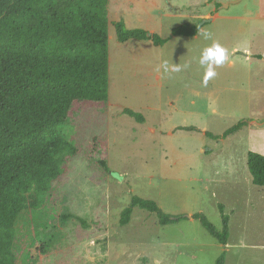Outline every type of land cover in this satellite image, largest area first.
<instances>
[{
  "label": "rangeland",
  "instance_id": "374dc122",
  "mask_svg": "<svg viewBox=\"0 0 264 264\" xmlns=\"http://www.w3.org/2000/svg\"><path fill=\"white\" fill-rule=\"evenodd\" d=\"M114 1L109 3L111 33L113 18L121 14L140 23L138 28L159 35L163 25L185 24L186 19L167 15V1L178 0H120L119 7ZM230 1L235 0H185L191 4L186 12L191 23L201 27L192 39V63L178 59L174 64L181 65L182 71L164 72L163 99L156 97L161 88L152 76H146L149 83L145 80L148 84L142 83L138 90L145 101L157 102L153 107L171 111L172 124L178 119L172 110L196 109L192 123L202 132L191 133V138L185 133L169 135V125L158 124L160 116L166 117L153 109L146 110L145 125L126 114L114 118L112 109L108 118L88 121L83 129L77 125L86 137L106 132L111 172L81 149L43 205L21 213L14 245L16 264H216L223 252L225 264H264V186L253 183L247 165L249 150L264 154V128L250 123L264 121V59L255 57L264 54V0H237L226 6ZM205 18L214 19L201 25ZM204 32L212 38L205 39ZM213 41L228 49L229 61L216 67V75L205 84L199 58ZM150 57L159 69L163 68L159 61L173 59L166 60L162 47H153ZM139 80L129 76L131 84ZM242 120H248V125L223 137ZM134 195L155 200L173 216L204 213L219 231L223 229L219 205L223 204L230 218L228 244H221L198 219L163 225L156 213L140 207L134 208L128 224L121 225V213ZM64 214L75 217L63 220ZM40 226L42 240L33 246L34 231Z\"/></svg>",
  "mask_w": 264,
  "mask_h": 264
},
{
  "label": "trees",
  "instance_id": "16d2710c",
  "mask_svg": "<svg viewBox=\"0 0 264 264\" xmlns=\"http://www.w3.org/2000/svg\"><path fill=\"white\" fill-rule=\"evenodd\" d=\"M109 3L0 0V264H16L14 245L21 213L43 205L54 183L65 175L68 163L81 149L111 172L106 132L86 137L77 129V125L85 128L88 121L108 118ZM114 25L120 42L150 40L162 46L168 41L144 28H128L123 19ZM200 29L185 23L173 28L172 34L194 36ZM255 57L264 59V54ZM97 110L101 114H95ZM123 113L139 123L146 121L142 112L132 108H124ZM248 123L239 121L223 137L240 132ZM179 129L202 132L194 126ZM205 134L214 136L208 131ZM247 159L253 183L264 186V154L249 150ZM135 207L156 213L163 225L198 219L221 244H228L230 218L223 204L219 205L221 231L204 213L173 216L155 200L138 195L122 211L121 225L131 221ZM73 217L62 215L63 220ZM43 227L47 229L48 225ZM40 229L34 231L33 246L42 240ZM225 262L223 252L216 264Z\"/></svg>",
  "mask_w": 264,
  "mask_h": 264
},
{
  "label": "crops",
  "instance_id": "0c3cea01",
  "mask_svg": "<svg viewBox=\"0 0 264 264\" xmlns=\"http://www.w3.org/2000/svg\"><path fill=\"white\" fill-rule=\"evenodd\" d=\"M111 1V0H110ZM183 1V2H181ZM178 0L176 3H172L171 1H167L169 5L168 12L174 13L173 14H167L169 18L174 19L178 18H184L186 19L183 21L184 23H191V14L186 13L187 11H190L191 4H186L185 0ZM117 6L119 7L120 0L114 1ZM114 15V14H113ZM110 16V14H109ZM194 18H198V16H195ZM215 18V17H214ZM213 18V19H214ZM123 19L126 23V26L128 28H138L140 27V23H135L132 19H128L125 14H121L118 16H115L113 18V22H117L119 20ZM137 24V25H136ZM165 26L162 30L163 32L160 34L168 38V36L171 34V38H168L167 43H165L162 46H156L152 41H139L135 39H131L126 42H120L117 38L116 30L111 33L110 30V38H109V46H110V79H109V111L108 116H110L111 111L113 110L114 118H117L116 116L125 115L123 113L124 108H132L134 110L142 112L145 117L146 121L144 123H139L140 125H145L148 123V117H147V111L148 109H153V111L157 115H164L166 118L163 119L162 116L159 118V125L160 127L164 125H169L168 129L166 130L167 134L174 135L175 133H185L184 137L191 138L194 131H187V130H180V127H190L194 126L192 123V118L196 115L197 110L196 109H189V110H172L174 111V114L178 116L176 123H171V111L168 110V112L163 111L161 105H158L156 107L155 104L157 102H147L145 101L142 96L138 93L139 88L142 86V83L148 84L149 80L146 79V76H152L153 80L155 79L157 82H159V90L157 92L156 97H159L161 99L164 98V91H162V87L165 82V75L163 68L159 69V67L156 64L152 65L151 57L150 55L153 54V47H162L164 51H166L167 59L173 58L172 60L168 61L171 64H174L175 61L178 59L186 60L189 63H192V53L195 52V46L192 45V39L197 36H182V35H173L172 30L175 28L174 26ZM177 26V25H176ZM150 29V28H149ZM147 29V30H149ZM151 32H156V30L150 29ZM128 50H131L129 52ZM169 50V52H168ZM250 59V57H248ZM258 59V58H257ZM165 60V59H164ZM164 60L159 63L163 64ZM154 63H158V61H154ZM160 70V71H159ZM131 74H134L139 77V82H136L135 84H131L129 81V76ZM190 74L188 71L186 72V76L188 77ZM145 80L148 81L145 82ZM127 88L129 89V92L127 93ZM190 92L196 93L195 87L189 86ZM190 97V95H189ZM147 99V96L144 97ZM169 103H172L170 101ZM190 103L195 105L196 101L193 99H190ZM163 104V103H161ZM112 109V110H111ZM181 137V136H180ZM243 194V192L241 193Z\"/></svg>",
  "mask_w": 264,
  "mask_h": 264
},
{
  "label": "clouds",
  "instance_id": "9594fccd",
  "mask_svg": "<svg viewBox=\"0 0 264 264\" xmlns=\"http://www.w3.org/2000/svg\"><path fill=\"white\" fill-rule=\"evenodd\" d=\"M202 35L205 39H211L212 35L210 32H204ZM229 61V52L228 49L223 47L219 42L213 41V43L201 52L199 58V64L205 68L204 72V83L207 84V81L213 78L216 75L215 68L223 65L225 62ZM185 65L184 67H186ZM164 72H180L182 71V66L179 64L169 65L167 61L163 62ZM122 179V177H119Z\"/></svg>",
  "mask_w": 264,
  "mask_h": 264
},
{
  "label": "water",
  "instance_id": "95a60500",
  "mask_svg": "<svg viewBox=\"0 0 264 264\" xmlns=\"http://www.w3.org/2000/svg\"><path fill=\"white\" fill-rule=\"evenodd\" d=\"M235 2H237V0H235V1H230V2H228V3H225V5L227 6V5H229L230 3H235ZM212 19H213V18H205L201 25H203L204 23H208V22L212 21ZM250 123H251L252 125H255V126L259 127V128H264V121H263V122L250 121Z\"/></svg>",
  "mask_w": 264,
  "mask_h": 264
}]
</instances>
